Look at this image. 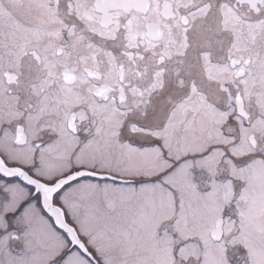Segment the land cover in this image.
I'll use <instances>...</instances> for the list:
<instances>
[{"label":"snow or ice","instance_id":"obj_1","mask_svg":"<svg viewBox=\"0 0 264 264\" xmlns=\"http://www.w3.org/2000/svg\"><path fill=\"white\" fill-rule=\"evenodd\" d=\"M0 264H264V0H0Z\"/></svg>","mask_w":264,"mask_h":264}]
</instances>
